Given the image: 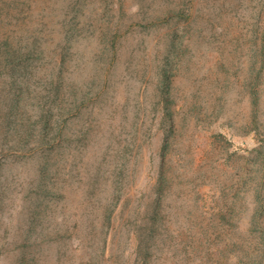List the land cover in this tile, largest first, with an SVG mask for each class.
<instances>
[{"label":"rangeland","instance_id":"1","mask_svg":"<svg viewBox=\"0 0 264 264\" xmlns=\"http://www.w3.org/2000/svg\"><path fill=\"white\" fill-rule=\"evenodd\" d=\"M0 264H264V0H0Z\"/></svg>","mask_w":264,"mask_h":264}]
</instances>
